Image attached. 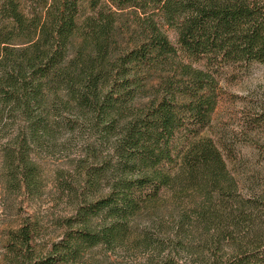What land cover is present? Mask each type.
<instances>
[{
	"label": "trees",
	"instance_id": "obj_1",
	"mask_svg": "<svg viewBox=\"0 0 264 264\" xmlns=\"http://www.w3.org/2000/svg\"><path fill=\"white\" fill-rule=\"evenodd\" d=\"M255 64L264 0H0L6 170L29 188L32 147H77L62 237L40 246L24 220L1 262L103 264L82 261L103 249L132 264H264V185L211 133L222 80ZM247 125L264 128V109Z\"/></svg>",
	"mask_w": 264,
	"mask_h": 264
},
{
	"label": "rangeland",
	"instance_id": "obj_2",
	"mask_svg": "<svg viewBox=\"0 0 264 264\" xmlns=\"http://www.w3.org/2000/svg\"><path fill=\"white\" fill-rule=\"evenodd\" d=\"M89 8L85 9V13ZM171 38L174 34L170 33ZM222 80L223 102L218 107L211 133L233 148L236 168L243 178L255 185H264V128L252 131L247 126L251 117L264 109V65L252 68ZM248 122V123H247ZM9 130L0 129V264L5 253L4 244L8 230L15 229L24 220L39 225L38 242L48 246L58 241L63 230L60 219L70 213L71 202L63 194V181L69 179L71 160L77 152L75 143L58 147H32L30 157L36 168V184L29 188L13 180L3 163L2 145L10 136ZM103 264H132L135 253H106L96 249L84 255Z\"/></svg>",
	"mask_w": 264,
	"mask_h": 264
}]
</instances>
